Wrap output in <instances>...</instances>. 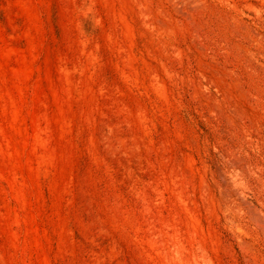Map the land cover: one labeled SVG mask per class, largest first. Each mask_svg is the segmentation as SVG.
Listing matches in <instances>:
<instances>
[{"label": "rangeland", "instance_id": "1", "mask_svg": "<svg viewBox=\"0 0 264 264\" xmlns=\"http://www.w3.org/2000/svg\"><path fill=\"white\" fill-rule=\"evenodd\" d=\"M0 264H264V0H0Z\"/></svg>", "mask_w": 264, "mask_h": 264}]
</instances>
